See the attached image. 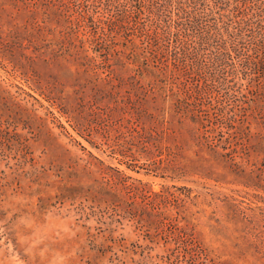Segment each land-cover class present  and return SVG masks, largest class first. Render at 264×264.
<instances>
[{
    "label": "rangeland",
    "instance_id": "374dc122",
    "mask_svg": "<svg viewBox=\"0 0 264 264\" xmlns=\"http://www.w3.org/2000/svg\"><path fill=\"white\" fill-rule=\"evenodd\" d=\"M85 48L0 0V264H264V178L244 168L261 167L262 122L234 138L242 166L178 127L161 143L175 162L154 171L138 134L160 92ZM213 94L226 111L252 102ZM235 120L206 136L235 143Z\"/></svg>",
    "mask_w": 264,
    "mask_h": 264
},
{
    "label": "trees",
    "instance_id": "16d2710c",
    "mask_svg": "<svg viewBox=\"0 0 264 264\" xmlns=\"http://www.w3.org/2000/svg\"><path fill=\"white\" fill-rule=\"evenodd\" d=\"M5 1L14 11L29 14L34 26L58 31L62 44L84 58L90 45L95 55L133 74L136 91L160 92L158 114L142 109L150 116L138 134L154 171H167L175 162L161 143L178 127L186 128L192 141L227 150L222 157L236 163L241 156L234 138L239 133L251 138L245 119L253 117L262 122L258 144L263 158L260 168L251 169L248 159L244 168L246 174L264 178V0ZM243 87L251 92L248 107H218L214 92H241ZM236 116L242 117L238 132L228 137L235 143L221 146L206 136L227 120L233 130ZM233 171L243 173L240 167ZM173 233L187 236L183 230Z\"/></svg>",
    "mask_w": 264,
    "mask_h": 264
}]
</instances>
